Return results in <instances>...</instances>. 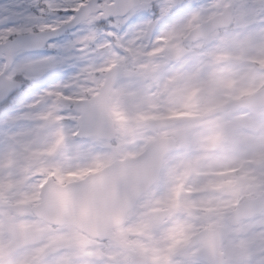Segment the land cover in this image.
I'll use <instances>...</instances> for the list:
<instances>
[{"label":"snow or ice","instance_id":"obj_1","mask_svg":"<svg viewBox=\"0 0 264 264\" xmlns=\"http://www.w3.org/2000/svg\"><path fill=\"white\" fill-rule=\"evenodd\" d=\"M190 35L214 44L203 54L218 61L236 50L256 53L252 62L264 65V0L0 3V264H264V186L246 189L242 168L240 178L218 186L230 202L216 206L211 243L191 225L167 222L165 207L184 211L178 177H149L142 192L156 179L161 188L145 192L141 207L162 221L145 224L138 238L123 227L85 232L71 216L77 207L82 216L93 211L111 163L96 145L119 132L132 94L125 82L140 75L132 70L149 56L182 63L187 50L161 37ZM174 74L189 76L179 64ZM236 100L248 113L221 125L217 145L250 141L242 130L256 128L264 111L255 83Z\"/></svg>","mask_w":264,"mask_h":264},{"label":"clouds","instance_id":"obj_2","mask_svg":"<svg viewBox=\"0 0 264 264\" xmlns=\"http://www.w3.org/2000/svg\"><path fill=\"white\" fill-rule=\"evenodd\" d=\"M161 39H166L169 47L179 42L189 55L182 63L167 57L153 59L149 56L145 64L162 65L161 79H168L170 93L178 96L175 107L195 111L198 115L176 122L177 127H186L189 132L185 139L173 143L165 140L161 128L151 121L147 110L124 104L128 117L125 131H110L109 138L96 145V151L104 153L111 163L104 172V184L92 201L93 211L82 216L78 207L71 210V216L85 232L105 227L115 231L123 227L131 230L132 238H138L145 224L159 225L162 217L141 207L145 192L161 188L160 180L156 179L145 192L141 191L154 173L165 178L178 177L182 185L184 211L169 213L165 207L167 222L191 225L203 239H210L216 231V206L230 202L229 192L218 186L240 178L241 168L249 174L244 183L246 189L264 186V161L258 155L264 152V111L255 115L256 128L242 130L252 138L250 141L233 139L219 145L213 141L223 123L242 119L248 113V109L238 106L236 100L243 87L255 83L264 93V65L245 62L236 50H226L221 61L214 55H204L205 48L211 51L215 45L211 42L205 45L195 35L180 41ZM192 53L200 55L194 57ZM259 58L264 59V54ZM177 64L189 73L187 79H177L174 74ZM81 198L89 200L87 187L82 190ZM117 219L119 224L115 222Z\"/></svg>","mask_w":264,"mask_h":264},{"label":"rangeland","instance_id":"obj_3","mask_svg":"<svg viewBox=\"0 0 264 264\" xmlns=\"http://www.w3.org/2000/svg\"><path fill=\"white\" fill-rule=\"evenodd\" d=\"M5 0H0V3H4ZM242 54L241 52L237 51ZM242 58L245 62H252V55L242 54ZM161 67L158 63L145 64L143 67H137L140 75L135 79H128L125 82V87L132 89V94L126 98L128 107H134L136 109L147 110L149 117L153 118V122H156L161 128L163 135H174L178 139L183 140L187 137L189 129L186 127H177L176 122L185 118H194L198 115L195 111H182L178 110L175 105L178 96L174 93H170L168 87V79H161ZM152 76L151 79H149ZM155 77L158 82L156 93L166 92V97H163L162 103L158 104L152 95L151 80ZM123 116L120 120V129L118 133L125 131V124L127 122V115L125 109H123ZM143 114V111L140 112ZM151 119V118H150ZM171 121H168V120ZM174 119V120H173ZM251 129V128H250ZM245 136H247L245 134ZM250 137V136H248ZM236 169H230L234 171Z\"/></svg>","mask_w":264,"mask_h":264},{"label":"water","instance_id":"obj_4","mask_svg":"<svg viewBox=\"0 0 264 264\" xmlns=\"http://www.w3.org/2000/svg\"><path fill=\"white\" fill-rule=\"evenodd\" d=\"M167 141V140H166ZM172 142V141H171ZM211 243V240L209 241Z\"/></svg>","mask_w":264,"mask_h":264}]
</instances>
